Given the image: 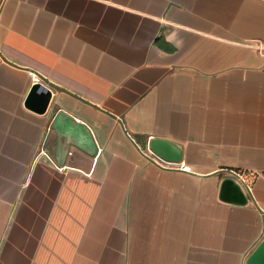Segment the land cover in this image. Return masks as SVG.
I'll list each match as a JSON object with an SVG mask.
<instances>
[{"label": "crops", "instance_id": "obj_1", "mask_svg": "<svg viewBox=\"0 0 264 264\" xmlns=\"http://www.w3.org/2000/svg\"><path fill=\"white\" fill-rule=\"evenodd\" d=\"M59 110L93 157L46 154ZM263 237L264 0H0V264H246Z\"/></svg>", "mask_w": 264, "mask_h": 264}, {"label": "water", "instance_id": "obj_2", "mask_svg": "<svg viewBox=\"0 0 264 264\" xmlns=\"http://www.w3.org/2000/svg\"><path fill=\"white\" fill-rule=\"evenodd\" d=\"M49 98L50 91L41 83L34 82L26 104L35 107L38 112H43L47 107ZM146 146L160 159L169 162H179L181 160V146L173 140L151 137ZM96 149L92 134L84 123L75 121L71 115L63 110H59L55 114L50 124L44 151L57 166L64 165L66 159L68 165H70L74 154L78 151L93 157L96 154ZM218 197L223 201L234 204H244L246 201L241 186L231 177H225L220 181ZM246 264H264V237L248 255Z\"/></svg>", "mask_w": 264, "mask_h": 264}]
</instances>
